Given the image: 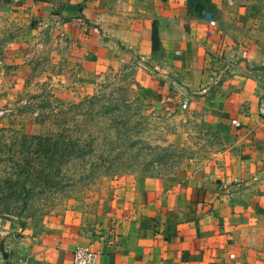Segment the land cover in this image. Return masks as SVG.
Wrapping results in <instances>:
<instances>
[{
	"label": "crops",
	"instance_id": "1",
	"mask_svg": "<svg viewBox=\"0 0 264 264\" xmlns=\"http://www.w3.org/2000/svg\"><path fill=\"white\" fill-rule=\"evenodd\" d=\"M191 1L0 0V70L14 45L1 38L2 12L50 26L92 66L160 51L158 75L196 102L212 141L94 213L0 224V264H72L77 245L95 264H264V0H207L202 12Z\"/></svg>",
	"mask_w": 264,
	"mask_h": 264
},
{
	"label": "rangeland",
	"instance_id": "2",
	"mask_svg": "<svg viewBox=\"0 0 264 264\" xmlns=\"http://www.w3.org/2000/svg\"><path fill=\"white\" fill-rule=\"evenodd\" d=\"M1 16L14 45L1 54L0 224L86 216L209 151L196 102L154 67L160 51L92 66L50 26Z\"/></svg>",
	"mask_w": 264,
	"mask_h": 264
},
{
	"label": "built area",
	"instance_id": "3",
	"mask_svg": "<svg viewBox=\"0 0 264 264\" xmlns=\"http://www.w3.org/2000/svg\"><path fill=\"white\" fill-rule=\"evenodd\" d=\"M259 114L264 121V96L260 100ZM97 255L90 245H77L72 253V264H95Z\"/></svg>",
	"mask_w": 264,
	"mask_h": 264
},
{
	"label": "trees",
	"instance_id": "4",
	"mask_svg": "<svg viewBox=\"0 0 264 264\" xmlns=\"http://www.w3.org/2000/svg\"><path fill=\"white\" fill-rule=\"evenodd\" d=\"M194 1L196 2L194 3H192V1L190 2V7L195 8L199 12H202L206 3H208L207 0L205 1V3L203 2V0H194ZM159 45H160L159 36H158L157 30L154 28L153 30V52L154 53L159 49Z\"/></svg>",
	"mask_w": 264,
	"mask_h": 264
}]
</instances>
